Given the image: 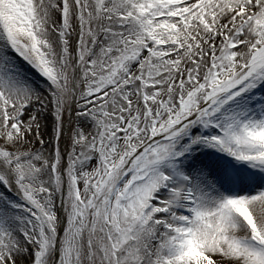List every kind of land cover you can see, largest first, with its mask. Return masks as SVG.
I'll return each instance as SVG.
<instances>
[{"label": "snow or ice", "instance_id": "6c2138e0", "mask_svg": "<svg viewBox=\"0 0 264 264\" xmlns=\"http://www.w3.org/2000/svg\"><path fill=\"white\" fill-rule=\"evenodd\" d=\"M0 264H264V0H0Z\"/></svg>", "mask_w": 264, "mask_h": 264}]
</instances>
